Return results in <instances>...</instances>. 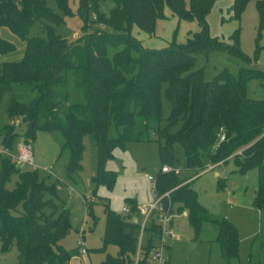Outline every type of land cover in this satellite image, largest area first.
I'll use <instances>...</instances> for the list:
<instances>
[{"label": "trees", "instance_id": "1", "mask_svg": "<svg viewBox=\"0 0 264 264\" xmlns=\"http://www.w3.org/2000/svg\"><path fill=\"white\" fill-rule=\"evenodd\" d=\"M102 0H80L78 16L82 36L69 43L56 36L50 25L61 20L42 0H0V31L8 29L25 43L19 62L0 64V104L8 94L5 113L9 120L21 118L19 133L8 122L0 132L1 143L14 150L15 140H34L38 132L58 133L61 151L68 152L66 176L82 170L83 139L91 138L96 158L92 182L97 189L111 191L117 174L106 168L113 151L129 143L159 144L160 168L156 177L158 195L170 193L178 213L187 212L194 239L203 223L217 227L214 242L222 258L230 264L238 258L239 239L233 224L211 217L191 188L193 180L180 183L173 172L162 174L167 165L177 166L175 146L185 155L187 170L199 173L208 164L233 159L240 173L255 169L258 174L255 209L264 208V100L246 95V81L261 72L241 69L238 78L222 72L206 81L201 71H191L196 56L223 52L246 60L239 44V28L231 35L212 37L207 16L220 0H111L105 15L99 10ZM248 0H231L222 22H239ZM59 7L67 10L65 0ZM166 10L179 21H195L199 31L183 44L175 39L162 49H145L132 34L134 27L153 36L156 22L165 20ZM259 26L257 44L264 36V0L257 2ZM95 16V21L91 20ZM36 21L43 23L48 40L29 37ZM111 30H94L92 23ZM14 45L0 35V56ZM259 51V46L256 52ZM170 104V114L162 117L161 91ZM17 87L35 93L29 103L15 95ZM117 131L110 138L109 128ZM178 127L175 132L172 129ZM220 135L224 141L219 142ZM161 139L164 145H160ZM241 151L240 155L236 153ZM39 170L16 168L8 158L0 159V243L3 251L16 246V264H67L72 255L60 244L70 229V213L57 193L59 182L47 184ZM197 175V174H196ZM188 181V182H187ZM95 193V192H94ZM88 203V215H92ZM131 214L137 213L134 200H126ZM105 231L102 244L116 246V257L107 256L101 264H134L139 226L128 217L104 205ZM95 220V218H94ZM158 237L153 221L146 228L138 264H149V252ZM264 249V243L259 244ZM247 264L252 261L250 253Z\"/></svg>", "mask_w": 264, "mask_h": 264}, {"label": "rangeland", "instance_id": "2", "mask_svg": "<svg viewBox=\"0 0 264 264\" xmlns=\"http://www.w3.org/2000/svg\"><path fill=\"white\" fill-rule=\"evenodd\" d=\"M42 1L61 20L58 25H50L56 36H60L69 43L75 42L78 37L82 36L83 24L77 14L80 0H65L67 10L59 7L58 0ZM185 1L188 4L189 0ZM258 1L248 0L238 23L227 21L221 23V15L226 17L224 2L220 6L223 13L218 10L219 6H216L207 17L210 35L227 39L235 29L239 28L240 50L246 60L231 57L223 52H212L207 56L198 55L192 66V72L201 71L206 81H211L222 72L238 78L243 68L259 71L264 76V36L258 44L256 42L259 26ZM112 7L113 2L111 0L99 2V10L105 15L109 14ZM91 20L95 21V16H91ZM192 22L194 23L192 25L197 26L195 21ZM183 25L177 34L179 43L184 40L185 28L192 27L188 24ZM43 26L42 22L36 21L29 31V37H40L47 41L48 34ZM175 28L176 25L173 29L175 30ZM94 30L111 32V30L95 22L90 25L88 33ZM0 35L14 45L12 51L0 56V64L21 61L24 55V41L8 29H1ZM258 46L259 51L256 52ZM165 87V84H163L161 91L163 119H166L170 114V104L165 96ZM14 92L17 98L24 103H29L35 96V93H30L20 87H17ZM246 95L251 99L264 100V78L257 74H251L246 81ZM9 99L10 95L6 94L0 104V132L6 129L9 122L5 113ZM177 128L175 127L171 132H175ZM23 130L24 126L16 128L19 133ZM117 134L113 125L110 126L109 137L116 138ZM20 139L19 137L15 140L14 151ZM30 142L33 147L34 163L40 168H51L50 173L39 170L40 177H48L47 184L60 183L57 185L59 190L56 188L57 193L60 199L66 202L67 210L70 213V229L60 242L63 250L72 255L67 264H101L107 256L116 257L118 254L116 246L104 247L102 244L105 231L104 205L107 201L102 198L101 188L96 190L92 182L96 171L95 150L91 138L86 136L83 139L82 170L76 175V179L66 176L65 166L68 160V152L61 151L62 137L60 134L38 132L35 139L30 140ZM164 144L161 139L160 145ZM126 147L134 169H131V172L127 175L129 177L127 181L120 180L119 184L117 183L113 188L110 193L111 203L119 199L123 190L128 188H134L133 190H135L137 186L142 187L147 177L152 176L156 180L161 165L158 143H132ZM174 152L178 163L173 173L178 181L182 183L193 177L194 180L190 186L196 191L199 204L207 210L211 217L220 220L225 219L235 227L239 239L238 258L230 264H247L250 253L252 254V261H259L264 264V249H259V244L264 243V208L258 210L253 207V200L257 191V171L251 169L245 173H240L234 165L233 159H230L228 162L223 163L221 167H216L213 171L195 177L198 173L191 172L186 168L183 149L180 146H175ZM122 161L123 159L120 157L114 160L116 170L120 175L123 171ZM148 184V193L152 196L151 184L149 182ZM66 185L71 186L73 189L72 196L69 199L67 193L64 192L65 188L68 189ZM95 191L99 198L96 197L97 202L91 206L92 215H88L82 196L85 195L87 198L96 196ZM119 202L120 204L123 203L121 199ZM178 223L179 227L175 228L177 240L171 242L170 249L165 252L170 264H226L218 245L214 242L217 236L216 225L203 223L198 238L194 239L193 230L188 220L182 219ZM81 241L82 246H80ZM79 248L86 249L88 255L78 258L77 250ZM17 255L15 245L8 251H3L0 243V264H16Z\"/></svg>", "mask_w": 264, "mask_h": 264}, {"label": "built area", "instance_id": "3", "mask_svg": "<svg viewBox=\"0 0 264 264\" xmlns=\"http://www.w3.org/2000/svg\"><path fill=\"white\" fill-rule=\"evenodd\" d=\"M21 120V118L11 120L10 124L16 129L20 126ZM222 141H224V136L220 135L219 142ZM236 154L240 155L241 151H238ZM3 158H8L16 168L29 169L33 171L42 170L46 173H50L49 170H51V168H40L34 163L32 143L25 142L23 138L20 139V142L15 151L10 150L0 141V159ZM221 164L222 162L218 164H208L205 169L200 171L197 175H195V177L206 172L213 171ZM160 172L162 174H165L175 172V169L164 165L161 167ZM191 180L194 179L192 178ZM148 181L151 184L152 200L147 204L137 206V213L134 215L131 214V209L129 205L126 204L122 207L120 214L124 217H128L131 215V220H136V224L139 226L137 252L134 259V264H138L142 243L144 241L145 231L151 221H153L157 226L158 237L155 240V246L149 252L148 262L149 264H168V258L165 254L168 247V242L177 239V235L173 226L174 221L178 217L182 216L187 218L188 216L186 211H182L180 213L176 211V208L174 207L170 199V193L172 191L166 192L163 195H158L156 191V180L152 176H149ZM57 189L59 190V188ZM72 193L73 190L69 189L68 196L71 197ZM94 201V199H88L84 201L86 209L88 203ZM80 246H82V241L80 242ZM77 255L79 257L87 256L88 251L84 248H79L77 250Z\"/></svg>", "mask_w": 264, "mask_h": 264}, {"label": "crops", "instance_id": "4", "mask_svg": "<svg viewBox=\"0 0 264 264\" xmlns=\"http://www.w3.org/2000/svg\"><path fill=\"white\" fill-rule=\"evenodd\" d=\"M222 2H224V8H225L224 10L227 11V9L231 5V0H220V1L216 2L215 5L213 6L212 10L216 6H219L218 10L220 12H222L223 10L220 8ZM212 10H211V12H212ZM165 15L167 16V18L165 20H158L156 22L155 34L153 36H150V35L142 32V31H140L136 27L133 28V30H132L133 36L138 41H140V43L142 44V46L145 49H162V48H165L171 43V41L173 39H175L178 44H183V43H185L186 39L191 34L196 33V32L199 31V26H198L197 22H195L197 24V26H196V25H192V24H194L192 21H190V22H188V21H179L176 17L172 16V14L170 13L169 10H166ZM223 17L224 16L221 15V20H222ZM221 23H222V21H221ZM183 24L192 25V27L189 26V27L185 28V30H184L185 34L183 35L184 40H183V42L179 43L177 41V34L179 33L180 27L184 26ZM174 25H176L175 30L173 29ZM173 30H174V33H173ZM172 33H173V35H172ZM211 36L212 37H218V36H213V35H211ZM129 144H132V143H129ZM126 146H125L124 149H119V148L115 149L113 151V159L108 161L107 164H106V168L108 170H111V171H113V172H115L117 174L114 187L117 185V183L119 184L120 180L121 181H127V179L129 178V177H127V175L131 172V169H134V166H133V163L131 161V158L128 155ZM118 157L123 159L122 165H121V167L123 168L122 175H120L119 172L116 170V166L114 164V160L116 158H118ZM94 160H95V171H96L95 151H94ZM222 165L223 164L219 165L218 167H221ZM72 178L76 179V175L73 176ZM192 178H190L189 180H191ZM148 182L149 181H148V177H147L146 180H145V184L142 187H140V186L138 187L137 186L135 190H133L134 188H128L127 190H123V193L120 194L119 199L114 201V202H112V203H111L110 193L112 192L113 189L111 191H109V190H107L106 187L100 186L96 190L101 188L100 190H101V192H103L102 198L105 199L108 202L110 208L113 211H115L117 213H120V211H121L120 209H122V207L124 205H126V203H125L126 200H134L138 206L147 204V203H149L152 200V196H150L149 193H148V189H149ZM67 187H68V189L65 188L66 190H64L65 194L67 193L66 195H68V190L72 189V187L69 186V185ZM95 195L96 196H90L88 198L85 195H83L82 196L83 197V202L88 200V199H94L95 202H97V198H99V197H98V194H97L96 191H95ZM69 198L70 197L68 196V199ZM120 199H121V201H123L122 204H120V202H119ZM109 201H110V203H109ZM63 202H64L65 209L67 210L66 202L64 200H63ZM182 219H186L187 220V218L182 217V216L175 219L174 225H173L174 226V230H175L176 227H179V223L178 222H179V220H182ZM176 240L168 242V247H167L166 251L170 249V246H169L170 243L171 242H175ZM77 257L78 258H82V257H79L78 255H77ZM168 264H170L169 260H168Z\"/></svg>", "mask_w": 264, "mask_h": 264}, {"label": "water", "instance_id": "5", "mask_svg": "<svg viewBox=\"0 0 264 264\" xmlns=\"http://www.w3.org/2000/svg\"><path fill=\"white\" fill-rule=\"evenodd\" d=\"M134 222L136 223L137 221H136V220H134Z\"/></svg>", "mask_w": 264, "mask_h": 264}]
</instances>
